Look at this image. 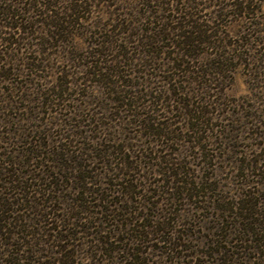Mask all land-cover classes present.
<instances>
[{
	"label": "rangeland",
	"instance_id": "rangeland-1",
	"mask_svg": "<svg viewBox=\"0 0 264 264\" xmlns=\"http://www.w3.org/2000/svg\"><path fill=\"white\" fill-rule=\"evenodd\" d=\"M54 1L56 11H65L71 4V0ZM141 1L89 0L80 13L83 17L73 26L65 22L68 32L52 38L54 27L47 23L52 22L49 16L54 12L45 10L43 1L0 0V167L16 166L33 183L39 182L38 177L51 174L55 192L50 193L55 200L47 204L56 208L55 217H62L67 214L68 203L78 195L71 176L79 171L69 170L68 166L74 164L70 155L86 165L85 174L90 179L84 186L88 189H105L115 182L111 173L121 172L114 170L118 166L114 157L125 156L134 169L128 170L134 185L125 194L112 195L117 204L114 210L123 207L122 212L132 218L139 216L136 224L151 220L166 226L150 233V227L144 228L146 236L135 238L123 221L124 215L115 216L108 211L107 218L105 214L98 217L103 219L98 224L99 219L94 223L84 214L82 222L72 224V220L59 228L67 237L69 228L75 233L73 239L66 241L74 252L73 264H264L257 252L243 249L251 246L242 240L245 234L239 232L247 222L240 213L236 215L239 207H229L246 193L264 201V161L257 168H246L264 158V70L259 65L264 58V0H249V12L245 14L234 11L241 0H166L174 8L168 14L175 20L181 22L193 14L190 20L196 19L195 24L203 22L227 42L223 50L228 60L220 65L221 74H211L210 81L205 77L206 85L192 80L196 72L187 76L172 68V59L179 57V48L172 45L145 65L136 64V60L131 66L120 62L123 81L111 78L116 82L108 84L93 76L91 81H80L82 84L68 83L71 78L67 73L75 72L74 77L78 78L82 75L77 70L85 69L83 64L96 59L87 56L99 50L96 42L100 31L105 33L102 27L111 28L117 17L140 19L137 9L145 12ZM9 6L20 11L19 18L23 19L16 21L4 15ZM184 6L186 12L180 10ZM217 12L221 13L219 17ZM19 22L27 29L19 28ZM132 25L136 26L135 31L137 25ZM125 46L136 50V44ZM214 52L215 49L201 45L192 50L193 61L184 58L185 64L195 71L207 70L215 58ZM28 57L35 59L38 70L27 64L32 60ZM57 82L69 84L61 97L50 94ZM116 85L132 95L141 94L135 113L150 114L158 127H169L161 135L148 134L134 122L137 115L117 108L122 101H115L121 95L113 93ZM178 87L189 93H178ZM158 95L162 98L155 107L151 106L150 101ZM179 98H192L196 103L203 98L214 103H204L209 111L208 125L199 126L201 130L196 133L189 129L188 122L193 121L180 112ZM190 108L189 105L188 112ZM116 148L122 150L120 155H116ZM32 155L34 160H30ZM15 160L18 164L14 165L11 162ZM176 162L185 167L186 174L178 177L182 182L172 183L168 168ZM183 180L194 182L188 192H182L188 187ZM5 187L4 184L0 188L4 196L14 195L8 194L11 190ZM98 195L101 192L93 196ZM39 196L37 193L34 200L42 201ZM29 204L15 205L5 216H13L15 221L23 219L22 225L37 232L24 240L15 233L6 244L0 243V264L53 263L60 257L53 238L42 235L52 221L38 220L33 212L38 210L37 201L32 204L34 210ZM55 220L53 226L57 225ZM13 225L11 230L18 232ZM236 256L238 261H234Z\"/></svg>",
	"mask_w": 264,
	"mask_h": 264
},
{
	"label": "trees",
	"instance_id": "trees-1",
	"mask_svg": "<svg viewBox=\"0 0 264 264\" xmlns=\"http://www.w3.org/2000/svg\"><path fill=\"white\" fill-rule=\"evenodd\" d=\"M28 1V0H27ZM31 1H38L39 3H43L45 6V10L49 12H54V14H51L49 16L50 19H52V22H48L47 24L50 25V27H54V29L51 31L50 37L54 38L57 35H61L62 33L68 32V26L65 25V22L68 24L75 25V22L83 17L80 15L81 12H84L86 9V5L88 4L89 0H71V4H69L67 7H65V11H56L54 8L56 7V3L54 0H46L48 3H45L44 0H31ZM92 1V0H90ZM217 1V0H215ZM142 6L144 7V11L138 10L136 14L141 17L140 19H132V18H125L123 17H117V23L113 24L111 28H105L104 34L100 31V34L98 35L99 39L96 42L97 47L99 50H96L95 52H91L90 55L87 57H93L96 58L95 60H90L86 64H83V67L85 69L77 70V72H80L82 76L75 78L74 73H67L66 75L71 78L68 83H74L73 81L79 82V84H82L80 81H91L93 80V76L98 77L99 80L105 81V83L113 84V82L118 81L121 79L122 70H119V64L120 62H124V65L131 66L133 64V61H139L136 64L145 65L150 60V58H156L159 53H163L166 51L167 47L177 46L179 48V51L176 58H173V69L176 71L182 72V74L193 77L192 80L206 85V76H208V80L210 81L211 74H221L223 68H220V65H223V61H227L228 57L225 56V51L223 50L224 47L227 46V42L224 40V38H219L217 34H215L214 29L208 28V25L204 24L203 22H199V24H195L197 21L190 20L193 14H190L185 17L184 20L179 22L178 20H175V17H171L170 14H168V11H173L174 8H171L168 5H171V2L169 3L166 0H142L141 1ZM34 7V6H33ZM178 10V6H176ZM250 7L249 0H241L238 4L235 5L234 11L236 14H242V13H248V9ZM187 7H182L180 10H184L186 12ZM248 8V9H247ZM140 9V8H139ZM179 11V10H178ZM4 15L9 17L10 19H16L18 21L20 17V11L15 10L14 8H11L10 6L6 8L5 11H3ZM187 14V13H186ZM61 15V16H60ZM132 14L128 13V16H131ZM142 15V16H141ZM221 13L217 12V17H219ZM224 15H226L224 13ZM16 17V18H15ZM116 17V16H115ZM216 17V18H217ZM48 16H46V19H49ZM177 18V17H176ZM23 19V18H22ZM22 21V20H21ZM27 21V20H26ZM191 21V22H190ZM170 22H175L176 24H171ZM191 25H190V23ZM147 23V24H146ZM23 23L19 22L20 27L23 29H27V27H21ZM137 29L134 31V28ZM117 30V32H116ZM50 31V30H49ZM116 32V33H115ZM91 34L93 32L91 31ZM121 34L123 36H121ZM127 36V37H126ZM11 39V38H7ZM41 39V37H40ZM125 43L130 46V44H136V50L131 51L127 50ZM205 45L206 47H210L212 49H215L216 55L214 56L213 63H209V67L207 70H192L189 67L186 66L184 58H188L193 61L195 54L192 53V50H196L199 48V46ZM137 51V52H136ZM44 52V51H43ZM213 54V52L211 53ZM180 58L179 62H177V59ZM28 59H32L31 61H28L27 64L31 65L32 67H35L36 70L39 69L38 64H34L33 62L35 59L33 57H28ZM75 59V58H73ZM78 59V57H76ZM149 59V60H148ZM74 61V60H73ZM128 63H127V62ZM212 61V60H211ZM177 62V63H175ZM188 62V61H187ZM260 68L264 70V58L259 60ZM79 67V66H78ZM202 67V66H201ZM76 74V73H75ZM78 76V75H76ZM179 77V76H178ZM111 78L118 79V80H111ZM69 84H62L57 82L52 86L50 89L51 95L61 97L62 93H64L66 90H68L69 87H67ZM120 86H115L113 93H120L121 95L117 98H115V101L117 103H120L122 101V104L118 105L117 108L121 111H125L126 113H129V115H133L137 119H134V122L140 126H143L145 130H148V134H162V131L164 128H168L169 126L166 125L164 128H160L159 123L156 122L153 117L150 114H146L143 112L135 113L137 103L139 106V102L142 99L141 94L138 96L132 95V92H127L126 90L119 89ZM181 87V86H180ZM178 87V93L181 94H188L189 92L185 93V89H180ZM208 92V91H207ZM44 93V92H43ZM148 95V94H146ZM175 95V94H174ZM177 95V94H176ZM210 96V94H209ZM197 97V96H196ZM162 98L161 95L154 96V99L150 101V105L155 107L157 105V102L160 101ZM201 98V97H200ZM60 99V98H59ZM183 98H179L177 101L180 105V112L182 115L187 114L189 116V121L192 120V124L188 122L187 127L189 129L194 130L193 132L196 133L199 129V126H207L209 119L206 118L209 111L205 110L204 103H210V105L214 104L210 100H203V98L200 100V102L196 103L192 98L186 100H182ZM116 103V104H117ZM191 106L192 108L189 109V112L187 111V107ZM154 108H152L153 110ZM150 110V111H152ZM149 112V111H148ZM191 124V125H190ZM158 132V133H157ZM147 133V132H145ZM78 135L81 133L77 132ZM198 138H203L198 137ZM117 150L116 155L121 154V149L116 148ZM37 150V149H36ZM158 151V150H157ZM50 152H55L51 151ZM68 152V150H67ZM34 153V151H33ZM57 153V152H56ZM59 155V159H61L60 153H57ZM66 155V154H65ZM110 155V154H108ZM264 156V154H263ZM74 157V156H73ZM78 159L80 156H76ZM35 158L34 155L31 156L30 160ZM69 158V157H68ZM114 161H111L110 159L108 161L114 162L116 165L114 167V170H120V174H117V172L113 171L111 175L112 178L115 179V182H110L111 184L105 188V189H88L84 185L87 182V179H90L88 175L85 174V164L81 162H77V159H73L72 155H70V161H74L73 165L68 166L69 170L72 169L74 171H79L75 175L71 176L73 180L76 182V186H73L78 195L76 198H72L69 204V209H67V214L65 216H57L55 217V210H53L54 206L47 203H54V196H51V191L55 192V188L52 185L55 181L53 180V176L51 174L46 173L45 177L40 178L38 177V183L28 182L29 180L25 178L24 174L21 175L19 172V169L15 166V168H9L7 166L0 167V188L3 187L5 184L7 187L5 189L11 190V192H7L8 194H14L8 196H4V194L0 191V243L4 244L6 240L13 237V235L19 234L17 237L20 239H25L26 237L34 236L37 231L30 230V228L27 227V225H22L23 219H17L19 223H16L14 220L15 217L11 216H5L9 211L14 210V206L18 205L20 203H27L29 201L28 207L31 210H34L33 203L37 201V206L35 208H38V210H34L33 212H36L38 215V220H51L52 226L46 230V232H43L42 235L47 237L48 239L52 237V241L56 242L55 246L59 248V254L60 257L56 259V262L53 263L50 262H40L38 261V264H55L58 262V264H73L74 260V252L69 250V243L66 242L68 238H74L75 233L70 230H66L68 233V237L66 235L61 234L62 231L59 230V228H62L66 223L72 224H78V222H82V219L85 217L84 214H88L91 219H94V223L102 224L103 219L98 218L99 216H103L105 213L112 212V215H124L123 221L126 220V225L129 226L128 231H132L134 234H131L135 238H138V236H146V231L144 228L150 227L151 229L147 232L150 233V231L154 232L158 231L157 228H160L159 230H163L162 226L165 227V223L158 222L157 224H153L151 220L149 222H146V220L142 221L139 224L137 223V220H139V216L136 218H132L129 213L122 212L124 209L123 207L117 208V212L115 207H117L116 200L112 198L113 194L117 195L119 193L125 194L126 192H129L132 189V180L129 178L130 174L129 171L132 169L131 165L128 164V161L126 160L125 156H116L114 157ZM34 160V159H33ZM49 160V159H48ZM54 160L53 158L51 159ZM50 161V160H49ZM261 161H264V158L261 160H256V165H252V163H249V166H246L247 169L249 168H257L258 163H261ZM6 164L8 163L5 162ZM11 163L18 164V161H12ZM254 163V162H253ZM12 164L11 167L14 165ZM176 164V165H175ZM67 166V165H66ZM55 168V166H54ZM131 168V169H130ZM122 170V171H121ZM129 170V171H128ZM134 170V169H132ZM168 171L170 173L167 174L169 181L172 183L180 182L181 180L178 178L181 173L186 174L185 167L182 166V164H179L178 162L171 165L170 168H168ZM118 172V173H119ZM79 174V175H78ZM8 177V178H7ZM51 177V178H50ZM70 177V179H71ZM169 182L168 180H166ZM188 187L182 190L188 192V190L192 189L194 182L183 180ZM182 182V181H181ZM51 185H47V184ZM108 184V183H107ZM37 186V187H35ZM113 186V187H112ZM31 187H33V191L35 193L32 194ZM40 187V188H38ZM73 188V189H74ZM16 190V191H15ZM126 190V191H125ZM101 192V195L99 196H93L94 193L99 194ZM37 193L40 195V200H34ZM33 195V196H32ZM43 195V197H42ZM85 195V196H83ZM34 197V198H33ZM91 198V199H90ZM21 201V202H20ZM95 201V202H94ZM93 202V203H92ZM72 203V204H71ZM92 203V204H91ZM232 206L229 207H239L240 213L239 215L242 217V220L246 221V225L244 228H240L239 232L245 234L242 238L243 241H248L251 243V246L244 247L243 249L246 250V248L252 249L255 252L258 253L259 257L264 261V213H262L261 209H264V201L261 199L254 197L250 195L249 193L244 194L241 196L236 202H231ZM72 205V206H70ZM114 206V208H113ZM27 208V207H25ZM96 208V209H95ZM71 209V210H70ZM17 210V209H16ZM231 210V208H230ZM228 211V209H227ZM122 212V213H121ZM83 213V214H82ZM126 214V215H125ZM128 216V217H127ZM130 216V217H129ZM256 216H259V218H256ZM105 217L107 218V214H105ZM54 219H56V226H53ZM137 219V220H136ZM145 219V218H143ZM153 221V220H152ZM13 225L14 228L18 229V232L15 230H11V225ZM163 224V225H160ZM88 226V228H90ZM93 227V226H92ZM142 227V228H141ZM56 234H50V231H56ZM236 230V229H235ZM79 230L78 232H80ZM126 231V232H128ZM20 233L23 236H20ZM98 233V232H97ZM95 233V235H98ZM128 232L127 234H129ZM247 236V237H246ZM98 238V236L96 237ZM99 241H103L107 244L106 240L98 238ZM127 240L130 239L129 236L126 238ZM124 239V240H126ZM6 244V243H5ZM9 245H14L13 243H10ZM220 246V245H219ZM221 247V246H220ZM224 253V250H220V252ZM232 257V256H231ZM137 258V257H136ZM231 260V258H230ZM234 261H238V257L236 256L234 258Z\"/></svg>",
	"mask_w": 264,
	"mask_h": 264
}]
</instances>
